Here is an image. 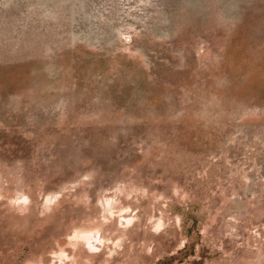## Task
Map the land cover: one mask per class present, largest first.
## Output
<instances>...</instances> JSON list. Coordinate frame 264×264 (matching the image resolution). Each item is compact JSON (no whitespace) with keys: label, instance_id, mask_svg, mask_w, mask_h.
Returning a JSON list of instances; mask_svg holds the SVG:
<instances>
[{"label":"rangeland","instance_id":"1","mask_svg":"<svg viewBox=\"0 0 264 264\" xmlns=\"http://www.w3.org/2000/svg\"><path fill=\"white\" fill-rule=\"evenodd\" d=\"M0 264H264V0H0Z\"/></svg>","mask_w":264,"mask_h":264},{"label":"bare ground","instance_id":"2","mask_svg":"<svg viewBox=\"0 0 264 264\" xmlns=\"http://www.w3.org/2000/svg\"><path fill=\"white\" fill-rule=\"evenodd\" d=\"M89 233H90V232H84V236L86 237L87 235H90ZM90 237H91V236H90ZM91 238H92V237H91ZM91 238H90V239H91ZM85 239H86V238H85Z\"/></svg>","mask_w":264,"mask_h":264}]
</instances>
